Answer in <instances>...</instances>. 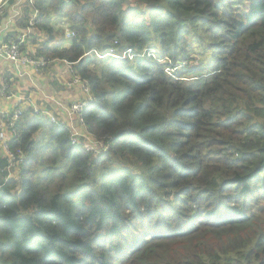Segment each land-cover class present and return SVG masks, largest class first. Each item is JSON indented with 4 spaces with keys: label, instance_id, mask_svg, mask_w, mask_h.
<instances>
[{
    "label": "trees",
    "instance_id": "16d2710c",
    "mask_svg": "<svg viewBox=\"0 0 264 264\" xmlns=\"http://www.w3.org/2000/svg\"><path fill=\"white\" fill-rule=\"evenodd\" d=\"M36 8L40 29L54 11L75 33L37 54L88 82L87 131L110 150L94 158L65 127L21 121L18 182L0 157V264H264V0ZM116 45L134 57L93 58Z\"/></svg>",
    "mask_w": 264,
    "mask_h": 264
},
{
    "label": "built area",
    "instance_id": "2783aa9c",
    "mask_svg": "<svg viewBox=\"0 0 264 264\" xmlns=\"http://www.w3.org/2000/svg\"><path fill=\"white\" fill-rule=\"evenodd\" d=\"M64 1L69 2V0ZM0 15H5V26L0 30V34L7 36L10 32L18 33L16 38H6V41L0 43V63H6V68L0 70V99L11 104L8 112H0V121L4 124L0 127V157L7 160L5 184L10 180L16 182L20 180L21 166L27 160L24 150L19 148L14 151L11 147L14 142L21 141L18 128L27 116H43L50 123L65 127L71 134L72 144L82 147L94 158L107 155L110 150L109 141L99 140L87 131L83 113L95 99L87 81L73 73V77L65 83L68 89L81 88L84 90L86 95L78 101L62 102L54 94H48L43 89V98L50 105L37 106L35 103L34 91L41 89L36 82V77L41 76L54 62L45 56L28 54L24 49L28 38L35 34L36 27L43 20V13L36 8V0H0ZM19 19L25 21V31L18 29L16 21ZM62 20L58 24V29L66 28L65 38L72 41L76 35L70 30L68 24H60ZM119 49L117 45L113 46L107 49L103 53L107 54L102 57L119 58L118 54L121 52ZM129 54L126 51V55ZM86 55L91 56L92 53ZM71 67L74 72L72 65ZM24 77L28 78L26 87L22 85ZM2 187L0 183V189Z\"/></svg>",
    "mask_w": 264,
    "mask_h": 264
},
{
    "label": "crops",
    "instance_id": "0c3cea01",
    "mask_svg": "<svg viewBox=\"0 0 264 264\" xmlns=\"http://www.w3.org/2000/svg\"><path fill=\"white\" fill-rule=\"evenodd\" d=\"M27 10V9H26ZM62 20V18H60L54 11L51 12L50 16H49V20H48V26L51 28V34L48 31H44L42 29L39 28L40 25H38L35 29V34L31 37L28 38V41L25 45V51L28 54L31 55H38L37 53L38 50H42L43 48H45L44 44H47L48 48H59V49H66L68 47H70L71 42L72 41H68L65 38V30L66 28L62 27L61 29H58V24L59 22ZM5 22V15H0V30L3 28V26H5L4 24ZM42 22H44V16H43V20ZM16 24H18V29H21V31H25V21L23 19H19L16 21ZM14 28H16V25H14ZM58 29V31H57ZM18 33L15 32H10L9 34H4L1 35L0 34V43H2L3 41H6V38L8 39H12V38H16V35ZM54 36H57V40H55ZM41 55V54H39ZM43 56V55H41ZM91 57V56H90ZM64 60H58L55 59L54 62H52V66L51 68H54L55 71L60 70L59 68H57V66H63ZM67 62V61H66ZM6 63H0V70L3 68H6ZM47 74L48 71L46 72V75L43 77L41 76H37L36 77V82L41 86V89L39 91H34V100L37 106H49V102H47L46 100H44L43 98V92L42 90L44 89L48 94L52 93L48 90V83H47ZM22 85L24 87H26V83H27V77L22 78ZM50 92V93H49ZM61 93V92H60ZM52 95V94H51ZM57 96V95H56ZM82 96V94H81ZM79 97V96H77ZM11 108V104L5 102L4 100L0 99V112L1 111H5L8 112ZM4 124L0 121V127H2Z\"/></svg>",
    "mask_w": 264,
    "mask_h": 264
},
{
    "label": "rangeland",
    "instance_id": "374dc122",
    "mask_svg": "<svg viewBox=\"0 0 264 264\" xmlns=\"http://www.w3.org/2000/svg\"><path fill=\"white\" fill-rule=\"evenodd\" d=\"M234 1L238 2V0H234ZM135 10L136 9L134 8V13L132 14L128 9H126L124 12V16L122 18V22L126 24L129 21H132L135 19H140V15L143 12V10H140L137 16H135L136 12H137ZM60 24H68V23L66 21L62 20V22ZM54 38H55V40L58 39L57 36H54ZM119 50L121 51V54H123L124 56L126 55V50H123L121 48ZM97 53H98V55L95 54L93 58H95L98 62H101V61L106 60L108 58V57H102V56L107 54V53L103 54V53H105V51L104 52H97ZM118 55H119V59H121L120 54H118ZM144 55H148V56L155 58L157 53L155 52V50L148 49L144 53ZM133 57L134 56L130 54V58L132 59ZM62 64H63V66H57V68L60 69L58 71H55L54 68H51V66H52V64H51V66L48 67L43 72L41 77L42 76L44 77L46 75V72L48 71V74H47L48 90L50 92H52V93H50V92L49 93L52 95L54 94L55 96L57 95L56 97L58 99H60L62 102L71 103L74 101H78V100L82 99L86 95V93L81 88L68 89L65 86L66 81L70 80L73 77L74 72H73L72 67L69 63L63 62ZM100 65H102V64H100ZM81 94H82V96H81ZM77 96H79V97H77ZM118 167H120L119 163L111 164V169L116 170ZM19 184H21V183H19ZM19 184H18V186H20ZM18 186H17V188H18Z\"/></svg>",
    "mask_w": 264,
    "mask_h": 264
},
{
    "label": "clouds",
    "instance_id": "9594fccd",
    "mask_svg": "<svg viewBox=\"0 0 264 264\" xmlns=\"http://www.w3.org/2000/svg\"><path fill=\"white\" fill-rule=\"evenodd\" d=\"M87 56H89V55H87ZM91 56H92V55H91ZM89 57H90V56H89ZM108 58H110V57H108ZM108 58H107V59H108ZM35 117H37V116H32V117H31V116H27V117H25V118L33 119V118H35ZM41 117L44 118L43 116H41ZM44 119H45V118H44ZM45 120H46V119H45Z\"/></svg>",
    "mask_w": 264,
    "mask_h": 264
}]
</instances>
